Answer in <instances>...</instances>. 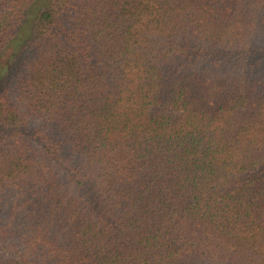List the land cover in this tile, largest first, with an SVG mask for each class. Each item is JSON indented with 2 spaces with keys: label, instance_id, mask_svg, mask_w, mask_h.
Returning a JSON list of instances; mask_svg holds the SVG:
<instances>
[{
  "label": "trees",
  "instance_id": "obj_1",
  "mask_svg": "<svg viewBox=\"0 0 264 264\" xmlns=\"http://www.w3.org/2000/svg\"><path fill=\"white\" fill-rule=\"evenodd\" d=\"M0 264H264V0H0Z\"/></svg>",
  "mask_w": 264,
  "mask_h": 264
}]
</instances>
